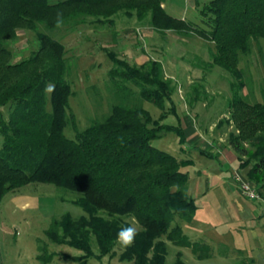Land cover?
I'll return each instance as SVG.
<instances>
[{
  "label": "trees",
  "instance_id": "obj_1",
  "mask_svg": "<svg viewBox=\"0 0 264 264\" xmlns=\"http://www.w3.org/2000/svg\"><path fill=\"white\" fill-rule=\"evenodd\" d=\"M162 3L0 0V198L30 182L77 193L69 202L83 214L72 217L64 212L51 219L43 236L53 245L79 250L80 256L69 257L78 264L112 257L118 231L132 226L128 218L139 227L138 234L131 247L122 248L119 262L184 264L180 247L190 248L196 256L198 246L189 241L177 221L189 224L197 209L194 198L185 191L188 171L180 168L191 164L185 154L190 148L206 159L213 156L188 145L171 102L173 84L162 76L161 63L147 59L139 66L130 65L104 48L101 50L112 65L107 77L131 83L139 100L152 103L160 113L153 120L140 106L115 103L102 120L77 130L67 107L72 93L63 78L64 47L39 31L38 23L54 27L57 19L75 22L77 16H90L111 25L116 12L133 13L136 21L147 18L148 25L160 34L193 33L210 42L208 64L224 69L234 79L228 85V116L223 121L234 128L227 133V143L236 154L238 167L248 168L244 177L264 189V103L242 99L243 79L237 67L239 53H248L251 40L264 37V0H207L198 8L196 23L169 15ZM18 29L32 31L37 48L15 61L7 43L16 38ZM122 88L128 96L130 91L125 85ZM192 91L195 99L198 91ZM167 114L176 118L174 125L161 122ZM67 125L72 127V137L63 132ZM163 132L177 137L182 159L151 144ZM161 237L176 249L173 263L166 262L167 247ZM38 251L36 260L51 264L53 253L44 248Z\"/></svg>",
  "mask_w": 264,
  "mask_h": 264
},
{
  "label": "rangeland",
  "instance_id": "obj_2",
  "mask_svg": "<svg viewBox=\"0 0 264 264\" xmlns=\"http://www.w3.org/2000/svg\"><path fill=\"white\" fill-rule=\"evenodd\" d=\"M55 1L47 0L48 3ZM205 1L207 0H163L162 6L169 15L175 18H185L189 23H196L195 19L200 18L198 8ZM192 2L193 7L191 6ZM75 19V22L66 19L59 27L57 25L45 27L44 23H38L36 28L59 41L64 47L66 70L63 78L70 84L72 93L68 98L67 107L68 111L73 114L77 130L86 127L93 120H102V117L109 112L110 106L115 103L140 106L149 112L148 114L153 120L160 113V110L152 103L139 100L136 89L131 83L124 84L119 80L107 77V72L112 65L101 50L104 48L130 65L139 66L147 59H154L161 63L162 76L165 79H170L173 84L171 102H173L175 111H178L179 117L185 116L189 120L190 125L186 127L194 128L195 126L207 130L209 124L220 122L219 126L217 125L215 128L223 129L224 135L221 136V139H223L224 145L228 144L227 133L233 132L234 128L230 125L231 122L227 124L223 121L228 116L226 113V100L230 97L228 85L234 79L224 69L208 64L210 62L209 51L212 50L211 43L194 34H178L176 36L171 31L160 34L148 25L147 18L136 21L133 13L126 16L121 12H116L110 18L111 25L101 24L102 22L97 21L101 18L96 20L90 16H85V18L77 16ZM34 38L32 31L17 30L16 38L7 43V49L11 50L13 60H22L30 52H34L37 48ZM249 47L248 53L243 55L239 53L237 58V67L241 70L243 79V88L240 90V94L242 99L249 103L254 101L264 103V37L252 39ZM124 85L130 91L128 96H126L127 93L125 95L123 88L119 89ZM193 88L198 91L195 99H193ZM187 99H191L193 102L189 104ZM165 106L167 108L168 103H165ZM2 112L3 116L7 115L5 109ZM161 122L174 125L176 118L167 114V117ZM63 132L67 137H72L74 134L70 125H67ZM201 137L205 142L211 136L207 133ZM176 138L171 132H163L159 138L150 142L155 148L163 150L177 159H182ZM189 151L185 153L187 156L184 154L183 156L192 158L193 161L195 157L202 161L208 160L196 153L193 157ZM198 162L201 161H196L195 168L185 166L180 169L188 171L189 179L194 177L193 171L196 168H202V174L208 177L217 171L214 161L208 165L198 164L199 166ZM201 163L204 164V162ZM247 169L244 168L241 171L242 169L236 166L232 172H237L244 177ZM228 172L222 171L220 175L225 174L224 177L230 181L229 177L232 172ZM244 178L255 190L260 192L261 198L262 191L253 182ZM216 184L211 183L210 188L215 189V186H219L222 196L227 200L226 204L231 215L226 216L229 221L225 222H222V219L218 217L221 214H214L212 218L222 228L233 223L237 227L240 225V220L233 222L230 219L231 216L235 217L236 215L234 208L237 204L240 205V195L236 191V186L233 184L235 189L230 187L224 190L220 184ZM76 196L75 192L64 191V189L50 184H37V182L26 183L13 192L9 191L1 196L0 264H40L35 258L40 253L38 248H44V251L53 253L51 264H78L69 260V257L80 256L79 250L67 248L66 245H53L43 236V230L51 219L59 218L64 212H68L72 217H79L83 214L82 210L69 202ZM199 203L200 199L195 200L197 214L199 211H203L200 210ZM218 205L220 204L218 203ZM128 220L136 229L139 228L133 220L130 218ZM177 221L182 230L185 228L182 232H187L191 236L190 224L183 223L179 219ZM161 238L167 247L166 262L173 263L176 249L164 237ZM113 248L114 255L112 257H102L98 260L86 259L85 264H131L128 261L119 262L117 260L123 248L118 241ZM91 249L96 251L94 244ZM188 255L189 253L185 257L183 256L186 264H190ZM183 258L181 259L183 260Z\"/></svg>",
  "mask_w": 264,
  "mask_h": 264
},
{
  "label": "crops",
  "instance_id": "obj_3",
  "mask_svg": "<svg viewBox=\"0 0 264 264\" xmlns=\"http://www.w3.org/2000/svg\"><path fill=\"white\" fill-rule=\"evenodd\" d=\"M191 6L193 7V2ZM162 8L164 7L162 6ZM177 113L178 111L176 110L175 114L178 115ZM179 123V127L184 130L188 145L205 150L206 153H211L213 156L208 158L207 161H202L197 157H195L194 161L189 158L192 162L187 166L195 168L196 161L204 162V164L198 162L197 165H208L212 161L217 165V171H214L213 175H209V177L202 174V168H196L193 171L194 177L192 179L187 177L188 181L185 191L194 200L200 199V210L203 211H199L198 214L195 211L196 214L192 216L195 220L191 218L192 221L189 223L191 227H189V230L192 232L191 236L185 232L189 237V241L199 248L196 256L190 248L180 247L178 249L181 252L180 257L183 258L189 253L187 257L190 264H233L234 262V264H264V189L261 190L262 196L259 200L248 202L247 199L240 196V205L237 204L236 208H234L235 217L229 216L233 222L240 220V225L236 227L233 223L222 228L212 218V215L221 214L218 217L222 219V222H225L229 221L226 216L228 214L231 215V213L226 204L227 200L222 196L219 186L211 189L210 184H220V187L224 188V190L230 187L234 188L233 182L231 180L228 181V178L224 177L226 176L225 174H220L222 171L231 173L236 166L238 167L236 154L232 152L228 144L224 145L223 139H221V136L224 135L223 129L215 128L217 125L219 126L220 122L219 124H217L218 122L209 124L207 130L195 126L194 128H187L186 126H189L190 123L185 116L179 117ZM207 133L211 137L203 142L204 139L201 136ZM188 150L194 157L196 152L191 148ZM196 154L199 155L198 153ZM184 230L185 228L182 231L184 232ZM183 261L186 264L184 258Z\"/></svg>",
  "mask_w": 264,
  "mask_h": 264
},
{
  "label": "built area",
  "instance_id": "obj_4",
  "mask_svg": "<svg viewBox=\"0 0 264 264\" xmlns=\"http://www.w3.org/2000/svg\"><path fill=\"white\" fill-rule=\"evenodd\" d=\"M229 178H231L233 184L236 186V191H238L241 197L247 199V201L260 199V192L255 190L254 187L239 173L232 172Z\"/></svg>",
  "mask_w": 264,
  "mask_h": 264
},
{
  "label": "clouds",
  "instance_id": "obj_5",
  "mask_svg": "<svg viewBox=\"0 0 264 264\" xmlns=\"http://www.w3.org/2000/svg\"><path fill=\"white\" fill-rule=\"evenodd\" d=\"M56 23L57 27H59L62 21L60 19H57ZM137 234V229L134 226L121 227L117 233V241L122 247H131L135 241Z\"/></svg>",
  "mask_w": 264,
  "mask_h": 264
}]
</instances>
